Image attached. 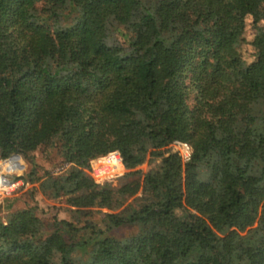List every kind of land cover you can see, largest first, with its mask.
<instances>
[{
  "label": "trees",
  "instance_id": "16d2710c",
  "mask_svg": "<svg viewBox=\"0 0 264 264\" xmlns=\"http://www.w3.org/2000/svg\"><path fill=\"white\" fill-rule=\"evenodd\" d=\"M139 1L0 0L1 156L56 146L70 166L42 193L110 210L98 226L17 209L0 264H264V0H157L138 26ZM175 139L189 161L169 151L141 183L99 188L87 172L111 150L131 170Z\"/></svg>",
  "mask_w": 264,
  "mask_h": 264
},
{
  "label": "rangeland",
  "instance_id": "374dc122",
  "mask_svg": "<svg viewBox=\"0 0 264 264\" xmlns=\"http://www.w3.org/2000/svg\"><path fill=\"white\" fill-rule=\"evenodd\" d=\"M157 0H140L139 3L135 6L132 12L131 20L136 22L137 25L145 20L147 17L145 8L150 9L153 13ZM254 35V27L252 23L251 16L246 18L245 29L243 33V40L240 43L239 50L241 53L242 59L250 61L254 54V49L251 45V39ZM161 37L165 43L171 42L174 37L170 33H162ZM123 40L122 38H120ZM188 104L193 102V93L189 94ZM148 154L145 161L136 165L135 168L131 170L125 169V173L104 184H98L99 188H117L133 180H138L140 183L143 181L145 175L149 172V169L154 167L158 162H160L164 155L169 151H175L177 154V149L165 144L157 149L155 152L157 154ZM22 161L24 164L23 170L20 175L12 174L10 176L11 180L21 179V184L13 188L9 194L0 195V221L5 222L8 215L21 208L27 207V205H32L37 208V216L43 221V223H48L52 217L64 218L71 220L73 223H79L82 219L92 220L98 226L99 219L102 215L101 212L110 211L106 208H87L82 210V213H77L75 207L70 206L67 202V196H60L57 198H51L43 194L40 189V183L48 175L59 176L65 173V170L70 166L69 163L63 161L64 158L58 151V148L53 145H41L35 151L30 152L28 155H22ZM14 153V152H13ZM181 160V167L189 161L184 160L179 154ZM0 157L1 154H0ZM3 158V157H2ZM30 170L32 172L28 173ZM135 171L132 174L127 175L128 172ZM141 194V187L138 189L136 194L130 197L126 204L136 203L139 201V195ZM120 209L116 210L119 211ZM115 211V212H116ZM135 230L133 227L123 226L114 228L111 232L118 237L127 236ZM244 232H242L243 234Z\"/></svg>",
  "mask_w": 264,
  "mask_h": 264
},
{
  "label": "built area",
  "instance_id": "2783aa9c",
  "mask_svg": "<svg viewBox=\"0 0 264 264\" xmlns=\"http://www.w3.org/2000/svg\"><path fill=\"white\" fill-rule=\"evenodd\" d=\"M168 144L169 146L177 149L178 154L184 160H188L190 158L191 146L187 142L175 139ZM20 160L23 159L17 152H14L4 158L0 157V176H3V182L8 183L6 187H2L0 184V195L9 194L13 191L14 187L21 184V179H10L12 174H21L23 168L19 164ZM122 161L123 158L121 154L117 150H111L90 160L87 172L95 183L104 184L122 176L125 173ZM18 168L21 169L19 174L15 172Z\"/></svg>",
  "mask_w": 264,
  "mask_h": 264
},
{
  "label": "bare ground",
  "instance_id": "6f19581e",
  "mask_svg": "<svg viewBox=\"0 0 264 264\" xmlns=\"http://www.w3.org/2000/svg\"><path fill=\"white\" fill-rule=\"evenodd\" d=\"M0 184L2 185V187H6V185L8 184L6 182H3V176H0Z\"/></svg>",
  "mask_w": 264,
  "mask_h": 264
}]
</instances>
